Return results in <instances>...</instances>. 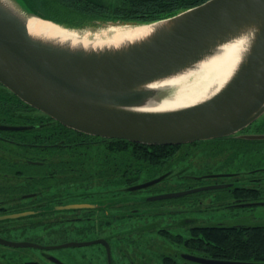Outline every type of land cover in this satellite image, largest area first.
Here are the masks:
<instances>
[{"label":"water","instance_id":"1","mask_svg":"<svg viewBox=\"0 0 264 264\" xmlns=\"http://www.w3.org/2000/svg\"><path fill=\"white\" fill-rule=\"evenodd\" d=\"M0 0V83L22 101L78 132L105 139H125L150 145H181L233 135L264 115V0H209L174 17L123 27L155 25L148 39L120 50L102 52L72 49L32 36L28 21L37 18L17 0ZM118 27V26H117ZM254 32L248 50L226 85L196 105L174 111L140 110L170 99L171 89L146 85L177 73L200 59L212 56L219 46L245 32ZM173 89V88H172ZM26 127L0 126V129ZM264 140V134L243 136ZM129 187L148 188L161 182ZM223 188V185L163 194L154 199L178 198L189 193ZM95 207L70 204L57 210ZM33 212L0 216L15 220ZM94 243V242H93ZM9 247H36L28 241L0 237ZM91 242H70L60 247H83ZM202 264H261L195 257Z\"/></svg>","mask_w":264,"mask_h":264},{"label":"flooded vegetation","instance_id":"2","mask_svg":"<svg viewBox=\"0 0 264 264\" xmlns=\"http://www.w3.org/2000/svg\"><path fill=\"white\" fill-rule=\"evenodd\" d=\"M263 117L224 138L177 145L181 146L178 153L180 158L169 161L165 165L164 174L137 184L150 182L171 171L172 174L166 177V181L183 184L181 186L183 191L178 192L216 185H223V188L229 189L227 192L219 194L198 191L178 198L154 199L165 193L146 191L166 182L162 180L158 184L137 191H123L124 189L119 187L113 193L82 192L79 194L86 195L84 201L60 204L55 199L53 208L47 206L44 196H41L36 204L29 205L31 203L29 200L36 198V194L26 193L22 189V183L18 182L22 181V176L10 173V149L13 143L10 133L13 131L22 133L25 129H0V157H4V163L0 161V168L5 169L3 172L0 171V216L33 212L31 216L36 217L29 220L37 222L30 225L35 227L31 230L37 229L39 232L37 236L30 235L31 238H28V242L37 246L24 247L35 252L33 259H23L22 254L20 257L13 251L1 254L0 264H202L194 260L195 257L228 260L214 256L210 252L209 249L217 245L210 240H203L202 231L227 228L249 234L251 228L264 226L249 223L250 212L253 214L256 209L264 207V167L244 171H218V168L213 169V165L217 160L222 161L223 150H230L233 146L243 151L250 149L251 145L247 144L248 140L243 136L264 134V130L255 127ZM24 136L21 135L20 139H24ZM254 145H259L256 147L260 150L264 147V144ZM260 150L257 149L256 152ZM23 155L20 152V159L25 160ZM173 166L180 169L175 172ZM253 191L254 198L251 196ZM82 203L94 204L95 207L76 210L56 209L63 205ZM221 208L222 213L233 217L232 224L224 221L226 218H220V215L215 216L220 213ZM79 213L80 217L68 216ZM60 214H64V217ZM77 219L78 221L74 223L81 222L82 226L74 225L71 230L66 231H72L75 235L60 233L59 224L62 221H65L64 225L69 226ZM16 224L0 222V237L9 238L19 230L28 232L29 223L21 221ZM157 236L162 241H159ZM70 242L92 244L83 247H60ZM3 247L15 249L4 245ZM246 262L264 264V259Z\"/></svg>","mask_w":264,"mask_h":264},{"label":"trees","instance_id":"3","mask_svg":"<svg viewBox=\"0 0 264 264\" xmlns=\"http://www.w3.org/2000/svg\"><path fill=\"white\" fill-rule=\"evenodd\" d=\"M17 1L30 14L75 28L84 27L93 21L149 24L174 17L209 0ZM0 125L26 127L22 133H10L13 141L10 149V173L22 176V181L18 182L22 183V189L26 193L36 194V198L29 200V205L39 202L41 196H44L47 206L52 208L55 199L60 204L84 201L86 195L74 193L76 187L87 191L117 186L128 191L129 187L137 185L144 177L152 179L164 174L165 165L180 158L178 153L181 146H150L78 132L36 110L1 83ZM255 127L264 130V117ZM21 135H25V138L20 139ZM246 142L264 144V140ZM20 152L24 154L22 157L25 160L20 159ZM0 161L4 163V157H0ZM4 170L3 167L0 168L1 172ZM171 174L168 171L165 175L168 178ZM165 178L163 181L167 180ZM182 185L176 183L175 186L179 189ZM228 190L221 188L207 192ZM84 191L82 192L85 194ZM251 196L254 198V191ZM35 217L19 218V222L27 223L26 220ZM15 220L0 222L16 224ZM249 232L250 235L234 229L211 228L204 229L202 237L203 240L216 243L217 247L209 250L221 259H264V226L253 227Z\"/></svg>","mask_w":264,"mask_h":264},{"label":"bare ground","instance_id":"4","mask_svg":"<svg viewBox=\"0 0 264 264\" xmlns=\"http://www.w3.org/2000/svg\"><path fill=\"white\" fill-rule=\"evenodd\" d=\"M5 1L8 4L7 0ZM28 29L32 36L72 49L102 52L120 50L148 39L155 25L138 27H109L91 31L69 30L49 21L31 18ZM254 32L248 31L219 46L212 56L200 59L181 71L146 85L150 89L173 88L174 94L162 103L148 105L140 110L165 112L190 107L206 101L219 92L232 77L244 53L248 50Z\"/></svg>","mask_w":264,"mask_h":264},{"label":"rangeland","instance_id":"5","mask_svg":"<svg viewBox=\"0 0 264 264\" xmlns=\"http://www.w3.org/2000/svg\"><path fill=\"white\" fill-rule=\"evenodd\" d=\"M123 25H125V24L93 21V22L86 24L84 27H75V29H77L78 31H91V33H92V32H95L97 29H106L109 27H117V26L122 27ZM173 91H174V89L171 88V89L167 90L164 94H166V96H168V95L170 96L173 93ZM247 144L251 145V147H250V149H247L245 151L238 149L237 147L234 148V146L230 147V150H227V151L223 150V153L221 154L222 161L217 160L216 163L213 165V169L218 168L217 169L218 171H221V170H231V171L241 170V171H244V170H250V169H254V168L264 167V147H262L260 150L259 147H256L259 145H254L251 142H248ZM257 149H259L260 151L256 152ZM172 169H175V172H177L180 168H176L173 166ZM263 176H264V172H263ZM147 179H148L147 177H144L143 179H141V181H145ZM143 183H145V182H143ZM175 185H176V183L173 184V182L171 180H169V181H166V182H163V183H160V184L154 186L155 187L154 189H149L146 192H153L156 194H161V193H158L157 191H162V193H165V194H168V193L172 194V193H177L178 191H183L181 187H179V189H178V188H176ZM117 188H119V187L108 186L105 189H92V190H87V191H90V193H94V191H96V192L99 191L100 193L105 194V193L116 192V190H114V189H117ZM82 191H84L82 188L76 187L74 193H78V192L82 193ZM84 192H86V191H84ZM218 193L221 194V192H218ZM207 200L209 201V199H207ZM222 211H223L222 208L219 209L220 213L215 214V216L220 215V218H226L224 221H226L229 224H232L233 217H229L227 214L222 213ZM251 214H252V212H250V217H249V223L251 225H264V207L256 209L255 213H253L252 215ZM63 215L64 214H60L61 217ZM80 215H81V213H79L78 215L77 214L76 215H70L69 214L68 216H70L71 218H73V217L76 218V217H80ZM209 215H211V214H209ZM49 219H52V218H49ZM26 221H27V223H29V226L27 227L28 232H26V231L23 232L22 230H19V231H17L16 234L13 233L12 236H9V238L6 237L5 239L10 240V241H15V242H25V241H28V238H31V236H37V234L39 233L37 231V229L31 230L32 228H35V227L30 226V225H32V223L36 224L37 221H34V220H31V221L26 220ZM76 221H78V219L75 221H72L69 224V226H68V224L64 225L65 221H62L59 224L60 233L63 232L65 234H68L69 236L75 235V233L72 234V231L71 232L70 231L66 232V231L71 230L70 228L74 227V225H75V227H77V225L82 226L83 223L77 222V224H76V223H74ZM17 223H19V221ZM39 223L40 222L38 221V224ZM16 226H20V225L16 224ZM72 229H74V228H72ZM24 233H27L29 235L24 234ZM157 238L159 241H162L159 236H157ZM13 251L15 252L16 255H18L20 257L23 255V259H26V260L33 259L34 258L33 256L35 254V252H33L32 249H28V248H24V247L15 248V249H9V248L7 249L6 247H3V245H0V256H1V254L10 253Z\"/></svg>","mask_w":264,"mask_h":264}]
</instances>
